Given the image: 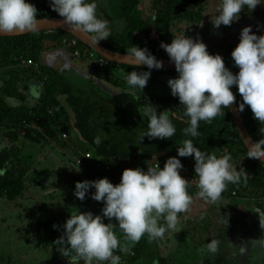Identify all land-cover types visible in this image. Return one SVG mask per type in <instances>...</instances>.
<instances>
[{"label":"trees","instance_id":"1","mask_svg":"<svg viewBox=\"0 0 264 264\" xmlns=\"http://www.w3.org/2000/svg\"><path fill=\"white\" fill-rule=\"evenodd\" d=\"M118 1L120 6L117 22L121 26L114 31L116 23L109 15L110 13L105 12L104 0H96L97 15L108 21L111 31L108 40L101 43L108 49L124 55L133 46L147 48L156 57L157 53L165 52L160 47L161 43L171 44L172 41H167L165 38L171 34L173 25L180 21L201 23L202 17L187 7L203 8L205 0H188L187 2L151 0L150 9L144 14H142L141 0ZM33 5L38 11L42 9L48 11L47 17L43 19L57 16L50 7V0H41L40 5L34 2ZM246 10L243 11L246 16L255 17L258 23L264 21V0L255 11L247 8ZM262 29L257 30V36H264V33L260 35ZM75 40L77 46L72 45ZM223 47L219 46L227 55L234 50L229 45ZM56 49L67 50L74 61L85 66L88 65L85 55L92 50L72 34L61 30L32 33L20 37H0V68H3L0 72V134L7 136L9 142L19 141L21 137L25 141H34V143L37 141L44 146L57 145L62 148L59 150L62 153L65 148L72 150L70 140L74 139L83 147L78 148L74 157L90 152L92 154L90 173L82 171L83 174H80L78 179L73 178L69 181L73 192L72 201L79 200L74 195L77 182H84L85 179L96 181L107 178L113 185H117L121 181L120 175L126 169L141 168L147 171L148 167H154L157 163L163 169L169 158L176 157L184 166L181 176L188 181L194 180L188 188L192 204L186 212L179 214V221L185 225L181 238L191 242L194 236L192 244L190 243L194 252L207 248V245L211 243L210 237L206 245L202 247L204 240L198 239V236L204 234L208 236L213 233L218 225L216 224L218 218L214 215L207 219L205 213H199L200 209L195 202L199 200L206 203L207 201L198 195L199 178L194 171V158H182L177 154V149L182 146L183 141L192 139L194 145L203 152L215 154L218 157L230 154L234 166L238 170L244 169L247 173L239 183H228L217 202L229 204L228 200H236L237 202L232 201L229 206L239 207L253 202L256 207L255 214L264 219V165L256 159L249 158V152L240 138L229 109H224V114L217 116L210 123L201 121L198 137L185 136L183 130L190 126V118L185 115L186 109L180 104L178 97H173L168 87L170 79L178 78L177 72L152 70L151 78L142 91L139 88H129L125 74L132 71H148V69L109 63L104 69L90 70V78L81 86H77L74 91L73 88L61 86L53 70L39 65L43 52ZM75 51L79 52V58L74 57ZM225 66L234 74H238L239 69L234 64L227 62ZM29 76L35 77L41 88L39 97L37 96L31 105L25 101L27 92L25 84L30 82ZM232 91L239 105L242 97L236 87H233ZM60 97H64V100ZM14 101L17 103L15 106L12 105ZM149 103L157 107L158 114L165 110L169 111L176 128L175 135L169 140L145 138L140 144V137L148 131L149 123L140 112ZM242 117L247 131L254 140L256 142L264 140V124L253 118L250 107L242 112ZM62 134H66L67 139H63ZM97 137L101 140L100 144L94 142ZM13 153L14 148L8 147L7 144L0 149V170L4 172L0 175V198L9 203L15 202L27 192L30 188L28 182H32L30 168L21 166L18 159L14 162ZM69 161L72 162V160ZM95 164H100L103 168L109 166L110 170L108 173L96 171ZM91 172L94 175H91ZM94 192L95 189H91L84 201L93 202L91 211L94 215H102L103 204L90 198ZM232 192H236L237 197L233 198ZM190 208L194 209V213L198 211L200 215L198 219L191 216ZM194 220L197 222L205 220L206 225L197 223L192 226L191 222ZM105 223L107 224L108 220ZM163 223L164 221L161 220V224ZM199 226H202V229H199ZM223 230L222 225L220 231L223 232ZM116 232L117 234L120 232L118 227ZM164 237L153 240L145 234L138 242H130L124 234L120 235V247L115 250L114 255L121 257V264H138L148 256L149 246L147 248V245L152 242L157 245ZM122 245L130 246V248L124 251L121 249ZM160 260L166 261L164 258ZM164 264H170V262L166 261Z\"/></svg>","mask_w":264,"mask_h":264},{"label":"clouds","instance_id":"2","mask_svg":"<svg viewBox=\"0 0 264 264\" xmlns=\"http://www.w3.org/2000/svg\"><path fill=\"white\" fill-rule=\"evenodd\" d=\"M260 5L262 0H222L212 24L216 29L221 25L230 27L240 19L245 8L255 11ZM50 7L63 18L62 24L69 30L89 34L94 46L111 36L108 21L97 15L96 0H50ZM39 20L37 8L26 0H0V34L35 32ZM160 47L178 73V78L168 81V87L190 118V126L183 130L185 136L198 137L201 121L210 123L224 114V109L237 103L233 87L242 97L238 111L242 113L250 107L253 118L264 124V36L253 34L251 27L241 31L240 42L231 53L238 74L225 66L221 55L210 54L202 40L186 38L185 33L174 38L171 44L161 43ZM125 56L130 66L148 69L125 74L131 89L143 91L152 70L164 67L163 61L158 60L161 58L157 59L147 48L133 46ZM140 114L149 122L140 144L145 138L169 140L175 135L176 128L168 110L158 114L157 107L149 103ZM94 142L100 144L101 140L97 137ZM177 154L182 158H194V171L199 178L198 195L207 202L216 203L228 183H239L247 174L234 166L230 154L218 157L203 152L192 139L184 140ZM248 156L257 160L264 157V140L251 145ZM183 167L180 159L171 157L163 169L157 163L147 171L141 168L124 170L117 185L107 178L77 182L75 197L84 201L90 190L95 189L90 198L103 204L102 215L81 213L78 209L70 213L63 225V235L54 242L60 254L68 258L69 264L81 261L84 264H121V257L114 255L121 243L117 227L130 242H138L145 234L155 240L164 237L168 230L179 231V214L192 204L188 193L190 182L180 174ZM3 174L0 170V175ZM105 219L109 223L106 224ZM113 219L116 224L111 222ZM53 228L58 230L57 225ZM218 244L219 241L213 240L207 250L217 252Z\"/></svg>","mask_w":264,"mask_h":264},{"label":"rangeland","instance_id":"3","mask_svg":"<svg viewBox=\"0 0 264 264\" xmlns=\"http://www.w3.org/2000/svg\"><path fill=\"white\" fill-rule=\"evenodd\" d=\"M26 2L34 4L37 2L40 5L41 0H26ZM103 8L106 10L112 19L115 21L114 31H117L121 25H118L119 16L117 15L119 9L118 0H104ZM222 3V0H205L203 8L197 7H187L196 15L202 17L200 24H194L191 22L180 21L176 25L172 26L171 34L166 36L165 40L172 41L174 38H180L182 34L185 33L186 38L200 39L203 43L207 45L208 52L212 55L219 54L226 58V62L234 64L231 53L227 55L223 50L217 47L222 43H217L221 40V32H218L217 29L213 26L212 21L219 14L218 9ZM151 0H141L142 14L146 13L150 9ZM246 10V8H245ZM247 11V10H246ZM243 21V22H242ZM232 27H251L253 34H257V30H261L260 35L264 33V21H255V17H248L244 12L241 13L240 19L233 22ZM224 26L221 25L220 28L223 30ZM240 42V39L237 42L232 43L235 49ZM212 44V45H211ZM234 51V50H233ZM3 68H0L2 72ZM8 71V70H7ZM159 92V89H158ZM164 93V91H160ZM0 139H3L0 142V149L3 148L6 144L8 147L14 148L13 158L18 159L21 166L30 168V175L32 177V182H28L30 186L34 184L35 186L42 188V185L36 180V175L34 174V167L38 165V160L33 159L30 156V152L37 151V156L44 161V175H45V185L46 193H37L31 192L37 195L36 199H30L24 194L22 198L25 204H31L32 202H38V209L35 208H25L23 216H17L16 218H5L3 215L7 210H13L15 202H19L21 199H17L14 203H5L4 199L0 198V264H69V260L66 257H63L62 254L58 251V246L55 245V241L63 235V225L70 218V213L76 211L73 208L74 202L71 200L73 198V192L70 189L69 181L73 178L78 179L77 177L80 174H83L82 171H79L73 165L74 155L78 152V148H83L79 142L74 139L70 140V148H65L63 153L60 152L62 148L55 145L52 147L50 145H42L37 141H30V144L22 145L19 141H8L7 136H2L0 134ZM5 139V140H4ZM4 142H7L4 144ZM40 142V141H39ZM68 147V146H67ZM35 148V150H34ZM73 157V158H72ZM72 158V159H71ZM69 160H72L70 162ZM58 176H55L54 172ZM90 173V171H85ZM91 175L94 173L91 172ZM82 176V175H81ZM63 177V178H62ZM57 178V179H56ZM85 179V178H83ZM34 180V181H33ZM87 179H85L86 181ZM41 182V181H40ZM29 186V187H30ZM39 195V196H38ZM39 197V199H38ZM228 200V199H227ZM229 204L232 201L237 202L236 200H228ZM195 205L199 207V213H207L209 209L213 208H226L227 202H216V203H203L202 201L195 202ZM256 207L254 206L252 210ZM73 211H72V210ZM191 209V208H190ZM81 213L92 212L90 208L83 207V209H78ZM66 212V213H65ZM192 213L191 216L196 219L199 218L194 213V209L190 210ZM65 213V214H62ZM62 214V215H61ZM195 214V216H194ZM107 219H105L106 222ZM205 220L197 222H191V225L194 226L197 223L199 225H206ZM111 222H116L113 219ZM109 223V221H108ZM48 225V229H52L53 225L58 226V230H54L53 233H46L44 228ZM241 225L233 224L232 234L233 238L230 240V243L226 240L225 243L219 242L217 252L213 253L207 250V248L200 249L196 252L194 259L193 258H184L191 253L192 251V240L191 242L185 241L179 237V231H172L168 236V242L163 241L160 244L154 245L153 242L149 246V249H152L156 254H159V258H164L170 264H222L221 261L213 258L224 257L226 261L223 264H226L227 261L230 264H264V224L260 226H255L254 224H246L244 227ZM185 227V226H184ZM239 227V228H238ZM180 228V226L178 227ZM202 229V226L198 227ZM219 225L216 229L219 230ZM216 230V231H217ZM61 233V234H60ZM120 233V234H119ZM117 235H123L120 231ZM190 235V233H188ZM167 237V236H166ZM165 237V238H166ZM198 239L204 240L205 234L203 236H198ZM210 239L213 238V233L209 234ZM120 239V238H119ZM121 240V239H120ZM218 241V240H216ZM191 243V244H190ZM206 243L203 242L202 247ZM234 250L233 256L229 255V248ZM123 249L128 250L130 246L122 245ZM146 248V250H147ZM173 257L174 254H177ZM132 254V251L130 252ZM155 256H150L148 261L145 263L138 264H164L162 260H156ZM178 259V261L176 260ZM212 259V260H211ZM188 260V261H187ZM211 260V261H210ZM192 261V262H190ZM82 262V261H81ZM80 262V263H81Z\"/></svg>","mask_w":264,"mask_h":264},{"label":"crops","instance_id":"4","mask_svg":"<svg viewBox=\"0 0 264 264\" xmlns=\"http://www.w3.org/2000/svg\"><path fill=\"white\" fill-rule=\"evenodd\" d=\"M145 13V12H144ZM243 22V21H242ZM223 30H221V28L217 29L218 32H221V40H219V42L217 43H222L219 46H224L223 48H225L226 46L229 45V47H232V49L234 48L232 43H236L238 39H240V34L241 31L244 29L239 28V27H232V26H224L222 28ZM212 45V44H211ZM221 49V48H219ZM215 53V52H214ZM212 53V54H214ZM225 63L226 59H224ZM39 65L42 67H46L48 69L53 70L56 73V80L57 82L61 85V86H67V88H73V90L75 91L77 86H81L85 81H87L90 76V69L87 66H85V64L79 63L74 61V59L72 58V56L69 54V52L65 49H56V50H51V51H47V52H43L40 59H39ZM28 78H30V82H28L27 84H25V87L27 88V92H26V98L25 101L31 105L35 102L36 97L40 95L41 93V88H40V84L38 83V81L36 80L35 77L33 76H29ZM38 99V98H37ZM61 100H64V97H60ZM17 103L14 101V103L12 105H16ZM5 140V139H4ZM3 139H0V142H2ZM19 142L22 145L25 144H30L29 141H25L24 139H22L21 137H19ZM7 142H4V144H6ZM35 150V148H34ZM30 156H32L33 159L38 160V165L36 167H34V174L36 175V180L38 181L39 184L42 185V188H39L37 186H35L34 184H32L29 188V190L27 192H25V195L30 199H36L35 197L37 195L34 196L33 193L31 192H37V193H46V188L43 186V184L45 185V175H44V167L46 166L45 163H42L44 160L40 159L37 156V151L35 150V152H30ZM55 176H58V174H56V171L54 172ZM63 178V177H62ZM57 179V178H56ZM34 181V180H33ZM41 181V182H40ZM31 191V192H29ZM39 196V195H38ZM24 197H20L19 199H21L19 202H10V203H14L15 205L12 206L13 210H7L6 212H4L5 214L3 215L5 218H16L17 216L19 217L20 215L23 216L24 210L25 208H35L38 209V202H32L31 204H29V202H27L28 204H25L23 199ZM39 199V197H38ZM5 203H9L6 202V200L4 199ZM74 206L73 208L76 209H83V207H88L91 210L93 209V202L91 201H80V200H74ZM222 202V201H221ZM228 204V203H227ZM241 207V208H240ZM234 206L231 205L226 208H213V209H209L207 211V213H205V217L208 219V217H213L215 215L216 218H218V222H216V224L219 225V227H221L223 225L224 230L223 232L219 230L216 231V229L213 230V238L210 239V241L212 242L213 240H218L221 243H225L224 241H228L230 243V240L234 237L233 236V232L232 230V226L233 224L235 225H241L243 223V227L246 224H254L255 226H260V224H264V219L261 217H257V215L255 214V209H253L254 204L253 202L249 203L248 205H244V206ZM72 210V209H71ZM73 211V210H72ZM66 213V212H65ZM62 213V214H65ZM61 214V215H62ZM197 216H200L198 213L196 214ZM195 216V214H194ZM226 220V222H225ZM205 222V221H204ZM180 226V232H179V237L183 231V228L185 225H183V222L179 221L178 227ZM48 226H46V228H44L45 232L48 234L53 233L54 230L52 229H48ZM239 228V227H238ZM172 232V230H169L167 233V238H163L162 242H168L169 238L168 236L170 235V233ZM205 233V232H204ZM61 234V233H60ZM211 234V233H210ZM207 234H205V239H204V243L208 242V238L209 235L206 236ZM194 239V236L191 238V240ZM161 242V243H162ZM151 244V243H150ZM154 244V243H153ZM160 244V243H157ZM227 244V243H225ZM156 245V244H154ZM228 245V244H227ZM231 246V243H230ZM122 250L126 251L125 249L121 248ZM206 249V248H205ZM204 249V250H205ZM230 252L229 255L227 256H233L234 255V250L231 248H229ZM194 252V251H193ZM232 252V253H231ZM177 254H174L173 257H175L176 255H179L178 252H176ZM196 252L191 253L187 256H184V258H193L195 257ZM147 258H143L141 261H139L138 263H145L148 261L149 257L151 256H155L154 258L156 260H158V255L156 254L154 251H152V249L148 248V252H147ZM196 258V257H195ZM161 258H159L160 260ZM213 259H217L219 261L223 262L226 261L224 257H218V258H213ZM150 260V259H149ZM158 260V261H159ZM178 261V259H176ZM212 260V259H211ZM210 260V261H211ZM188 261V260H187ZM192 262V261H190ZM230 263L229 261L226 262V264Z\"/></svg>","mask_w":264,"mask_h":264},{"label":"water","instance_id":"5","mask_svg":"<svg viewBox=\"0 0 264 264\" xmlns=\"http://www.w3.org/2000/svg\"><path fill=\"white\" fill-rule=\"evenodd\" d=\"M39 21H40L39 28L35 32H26V33H17V34H0V37H20V36L29 35L32 33L61 30V31H65V32L72 34L76 39L86 44L97 54H99L101 57L106 59L109 63L116 64V65L130 66L124 54H119V53H116L108 49L101 42L97 46H94L90 42L89 34L72 32L71 30L67 28V26L62 24L63 18L55 17V18H48V19H40ZM158 60L163 61L164 67L162 70L176 72L174 64L171 63L169 59H158ZM131 67H134V66H131ZM138 68L147 69L146 66H140ZM228 109L234 119V123L238 129L240 138L244 146L246 147L247 151L249 152V148L251 147V145L255 144L256 141L254 140L252 135L247 131L244 119L242 117V113L238 111L237 103L230 106ZM257 161L260 162L262 165H264V157H262L261 159Z\"/></svg>","mask_w":264,"mask_h":264},{"label":"built area","instance_id":"6","mask_svg":"<svg viewBox=\"0 0 264 264\" xmlns=\"http://www.w3.org/2000/svg\"><path fill=\"white\" fill-rule=\"evenodd\" d=\"M183 2H187L188 0H182ZM48 11L45 9H42L40 11H38V20L39 19H43L45 17H47ZM56 17H60L58 14ZM62 18V17H60ZM73 46H77V41H73L72 42ZM74 57L79 58L80 54L78 51L74 52ZM86 60H87V64L90 70L94 71V70H99V69H104L105 67H107V65L109 64V62L104 59L103 57H101L99 54H97L95 51L91 50L89 51L86 55ZM157 58H161V59H169L168 55L166 52H160L157 53L156 55ZM28 64H31V62H28ZM247 110V107L245 108L244 111ZM51 113V112H49ZM62 138L63 139H67V135L66 134H62ZM88 157V158H87ZM80 161V164L78 165V161ZM98 161V160H97ZM73 165L75 168H77L80 171H91V167H89L90 165H92V154L90 152H87L85 154H81L78 157H75L73 160ZM95 170L96 171H100V172H104V173H108L110 170L109 166H106L105 168H103L100 164H95ZM122 178V175H120V179ZM190 183H193L194 180L191 179L189 181ZM231 196L233 198L237 197L236 192H232Z\"/></svg>","mask_w":264,"mask_h":264}]
</instances>
